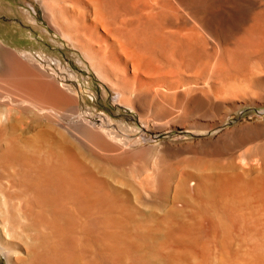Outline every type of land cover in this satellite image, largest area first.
<instances>
[{
    "label": "bare ground",
    "instance_id": "1",
    "mask_svg": "<svg viewBox=\"0 0 264 264\" xmlns=\"http://www.w3.org/2000/svg\"><path fill=\"white\" fill-rule=\"evenodd\" d=\"M22 1L136 118L83 108L54 62L0 46L5 264H264V120L225 127L264 106L246 92L263 71H245L264 59V0Z\"/></svg>",
    "mask_w": 264,
    "mask_h": 264
},
{
    "label": "rangeland",
    "instance_id": "2",
    "mask_svg": "<svg viewBox=\"0 0 264 264\" xmlns=\"http://www.w3.org/2000/svg\"><path fill=\"white\" fill-rule=\"evenodd\" d=\"M42 13L43 12L38 5L32 6L22 0H0V46L5 47L6 49H11L12 51L20 55H23V56L24 55L30 56L34 61L42 63L45 67H48V65H51V63L54 62L53 64L56 66V68H58V70L61 71L62 78L68 81V85H70L72 89L80 88L82 90L81 93L83 97L85 98V100L81 99L83 108H87L90 105L91 106L90 108L94 112H99L104 115L109 114L114 121H119V120L129 121L130 120L129 122L133 123L131 120H135L136 118L134 116L135 112L130 109L116 106L112 102L111 93L105 91L102 84L95 77V75L90 70L86 62L82 60L78 52L73 50L59 36H57L51 31L48 24L45 22ZM217 38L220 40V43L218 44V46L220 45L219 48L214 49L213 46L209 45V47L207 46L204 49L206 58L209 59L208 61L206 59L209 65H211L212 62L214 64V62H218L219 60L223 59V58L221 59L220 57H223V55L225 54L224 53L225 49L228 47L227 44L230 41H232L231 37H229L227 34H224V33L218 34ZM223 40H227V41L223 42ZM213 50L214 51L216 50L218 52H215V54L216 53L217 54L216 55L214 54V57L209 58L211 54H213ZM219 50H222V51H219ZM221 53H224V54H221ZM218 57H219V60H218ZM249 57L250 55L248 56V60H249ZM251 59H254L253 56ZM47 60L49 61V64H46L48 63ZM251 61H252L251 62L252 64L249 62H246L247 63L246 65H248V63L251 65L246 67L248 69L245 68V71L248 73L249 67L251 68L253 66L251 68V70L253 69V71L251 72L250 70L249 72L250 73L257 72L256 74H258V72L261 71L259 73L261 76V74L264 73V68L262 66V64L264 63V59L262 58V60L260 61L254 59ZM256 61L258 63L260 62L262 63V64L260 63L261 65H259V68H258ZM255 62L256 64H254ZM255 68L257 69L255 70ZM258 69H260V71H258ZM259 84H257V86L256 85L253 86L254 84L251 85L250 83V86H248L250 90L247 88L248 90L246 91L247 93L250 92L249 95H251L252 94L251 88H252V90H254L253 92L255 93V94H252V98L253 97L254 99L257 98L256 100H259L260 98L264 97V94H263L264 93V87H263L264 83L260 82ZM244 85H241V86L237 85V86L243 87ZM220 86L222 87V84L218 83L217 85L214 86L215 88L213 87V89L219 90ZM255 90L256 91L258 90V91L255 92ZM232 94L233 96L231 95V93L228 95L227 93L226 94L222 93V96H223L222 97L221 94H219L218 92L217 95H220L218 99H221L218 101L223 102L222 98L224 99V98H229V97L235 100L238 96V93L234 94L232 92ZM236 112H235L236 114L232 115V117L228 119V122L225 127H229V126L232 127L235 124H238L240 122L251 121L253 119L264 120V106H257V107L246 106ZM23 113H26V111L24 110ZM138 127L140 128V130L143 129V126L141 124H138ZM142 135H144V138H142V143L144 144L145 143L146 144L157 143L158 141L161 140V139H151L152 137L151 134L142 133ZM175 138L187 139L188 137L185 135L183 136L181 133ZM144 161L145 162L143 161L141 162L142 166L147 167L149 163V159H146ZM241 245L247 246L246 244H241ZM241 245L235 244L233 247L241 246ZM228 246L232 247V245L230 244H228ZM0 264H5V261L2 256H0Z\"/></svg>",
    "mask_w": 264,
    "mask_h": 264
}]
</instances>
